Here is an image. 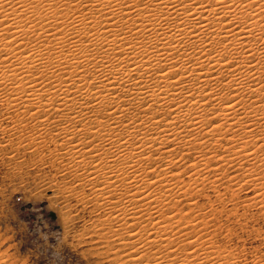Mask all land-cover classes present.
Returning <instances> with one entry per match:
<instances>
[{"label": "bare ground", "instance_id": "obj_1", "mask_svg": "<svg viewBox=\"0 0 264 264\" xmlns=\"http://www.w3.org/2000/svg\"><path fill=\"white\" fill-rule=\"evenodd\" d=\"M0 111L53 130L122 263L224 264L199 195L264 216V0H0Z\"/></svg>", "mask_w": 264, "mask_h": 264}, {"label": "rangeland", "instance_id": "obj_2", "mask_svg": "<svg viewBox=\"0 0 264 264\" xmlns=\"http://www.w3.org/2000/svg\"><path fill=\"white\" fill-rule=\"evenodd\" d=\"M7 116L0 111V264H124L119 236L110 231L116 225L95 207L76 175L81 168L68 166L69 156L63 155L53 130L45 126L40 134L26 121ZM206 189L199 201L204 203L210 193L213 202L205 201L202 209L212 226L199 225L198 233H214L208 238L219 251L215 255L224 264H264V216L253 206L243 208L252 191L233 194L219 187V199L217 191Z\"/></svg>", "mask_w": 264, "mask_h": 264}]
</instances>
